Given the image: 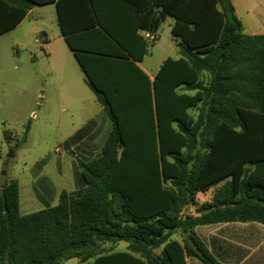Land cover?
I'll use <instances>...</instances> for the list:
<instances>
[{
  "label": "trees",
  "instance_id": "1",
  "mask_svg": "<svg viewBox=\"0 0 264 264\" xmlns=\"http://www.w3.org/2000/svg\"><path fill=\"white\" fill-rule=\"evenodd\" d=\"M50 2L110 127L95 156L76 157L82 184L55 205L20 214L18 182L3 180L0 264H186L188 254L222 264L192 228L264 225V33H243L231 0H0V34ZM166 17L179 56L151 79L137 64L152 45L140 31ZM220 182L197 215H180ZM176 229L189 242L172 239ZM118 241L127 251L104 253Z\"/></svg>",
  "mask_w": 264,
  "mask_h": 264
},
{
  "label": "rangeland",
  "instance_id": "2",
  "mask_svg": "<svg viewBox=\"0 0 264 264\" xmlns=\"http://www.w3.org/2000/svg\"><path fill=\"white\" fill-rule=\"evenodd\" d=\"M262 2L233 0L243 33L260 32L258 21L250 10ZM168 19L161 23L157 41L148 47L141 62L149 72L164 58L179 56ZM100 110V104L85 83L83 71L60 35L52 4L36 6L19 26L0 34V184L4 179L19 182L21 213L48 206L36 197L30 186L31 182H47L40 180L39 169L43 166L40 161L47 171L53 170L63 157L56 149L92 117L97 135L85 139L80 146L88 145L89 156L97 153L109 127L108 119ZM10 151L12 155H8ZM52 176L57 177L56 172ZM24 184L31 191L30 196L26 191L31 199L26 203H23ZM125 244L118 242L119 247ZM76 261L71 258L63 264Z\"/></svg>",
  "mask_w": 264,
  "mask_h": 264
},
{
  "label": "crops",
  "instance_id": "3",
  "mask_svg": "<svg viewBox=\"0 0 264 264\" xmlns=\"http://www.w3.org/2000/svg\"><path fill=\"white\" fill-rule=\"evenodd\" d=\"M231 1L233 3V0H231ZM263 3H264V0H263L262 4H255L254 8H252V10H250V11H252V14H253L255 20L258 21V25L261 29L260 32L256 33V34H263L264 33V4ZM49 4H52L55 7L54 2H50V3H46V4H35V5L31 6L27 10V13L24 16V18L36 6H38V5H49ZM234 10H235V12H237V9L235 7H234ZM24 18L15 27L19 26V24H21V22L24 20ZM168 18H169L168 22H169V25L171 28V25L173 23V19L171 17H168ZM14 28H12V29H14ZM12 29H10V30H12ZM7 31H9V30H7ZM59 32H60V30H59ZM140 33H141V31H140ZM248 33L250 35H254L250 31H248ZM155 35H156L155 41H157V39H158L157 32L155 33ZM61 37H62V35H61ZM174 42H175V38H174ZM142 61H143V58H142V60L138 61L137 64L152 79L162 61L159 63V66L157 68H155L154 70H152L151 72L146 70L141 65ZM95 100H96V98H95ZM96 102H97V100H96ZM101 110L103 112L102 106H101ZM103 114H104V112H103ZM90 120H94V122H95V118L92 117V118L88 119L86 123H88V121H90ZM108 122H109V120H108ZM85 124H83L82 126H84ZM95 124L96 123H94V125L91 127L88 134L85 137H83L76 145L72 146L70 150L63 149L61 145L58 149H56L58 153L61 152L63 154L62 155L63 157L57 161V164H55V166L53 167V170H52V168H50L47 171L46 168H44V162L40 161V164H43V166H40V169H39L40 172L42 173V178H40V180L44 179V181L46 180L47 182L37 184L36 179H35L34 182H36V183L34 184L31 182L30 186H31V188L33 187L34 191L36 192V197L39 198L40 200H42L44 203H46V205H48V206L55 205L58 202V197H59V194L62 190H65L68 192L73 191L78 186H80L82 184V179L80 176V170H79V167L76 163V157L90 158V157L95 156L99 152V150H98L96 154L89 156L90 155L89 154L90 149L87 147L88 145L84 144L83 147L80 146L81 143L84 142L85 139L89 140V139L93 138L95 135H97L98 130H96V129L94 130ZM82 126H80V127H82ZM109 127H110V122H109ZM109 127L106 131V134L109 130ZM79 128H77L76 130H78ZM73 133H71V134H73ZM106 134H105V136H106ZM105 136H104V138H105ZM104 138H103V140H104ZM103 140H102V142H103ZM99 149H100V147H99ZM53 172H56L57 177L52 176ZM221 183L222 182H220L219 184H217L215 186H212L213 189H211L212 187H210L207 191L197 192L196 196H195V203L185 205L181 209L180 215H182V216L186 215V214L197 215L198 211L196 209L203 202L210 200V197L212 195L213 190L217 186H219ZM23 187H24V189H23V194H24L23 203H26L28 199L31 201V199L29 197L31 191H30V189H27L25 184L23 185ZM19 188H20V185L18 182V201H19ZM27 190L29 191V196L26 195ZM200 196H204V198L200 199L201 198ZM51 203H52V205H49ZM19 212H20V202H19ZM20 214H26V213L20 212ZM192 229H193V232L196 234V236L199 237V239L203 242L204 246L206 247L208 252L211 254V256L215 260H217L218 262H220L222 264H264V225L258 221L215 222V223H209V224L195 225ZM171 238L179 241L181 244H183L184 240L186 242H189L187 237H186V233L182 234L180 232V230H178V229H176L172 232ZM118 242H116V243H108V242L105 243L103 245L104 250H105L104 253L110 254L113 252L127 251V247H126L127 244H125L122 247H119ZM154 251L156 253H158L160 251V247L154 249ZM76 259H77V261L74 264H83L84 263V262H80V260L78 258H76ZM184 259H185L186 264H205L202 261H200L196 256L190 255V254L186 255ZM91 260L92 259H89V261H91ZM61 264H63V261L61 262ZM124 264H133V263L128 261Z\"/></svg>",
  "mask_w": 264,
  "mask_h": 264
},
{
  "label": "built area",
  "instance_id": "4",
  "mask_svg": "<svg viewBox=\"0 0 264 264\" xmlns=\"http://www.w3.org/2000/svg\"><path fill=\"white\" fill-rule=\"evenodd\" d=\"M141 35L146 40L148 44H152L156 40V35L154 32L148 31V30H142Z\"/></svg>",
  "mask_w": 264,
  "mask_h": 264
},
{
  "label": "water",
  "instance_id": "5",
  "mask_svg": "<svg viewBox=\"0 0 264 264\" xmlns=\"http://www.w3.org/2000/svg\"><path fill=\"white\" fill-rule=\"evenodd\" d=\"M8 155H12V152L10 151ZM4 163H6V161ZM1 175H4V171L1 172Z\"/></svg>",
  "mask_w": 264,
  "mask_h": 264
}]
</instances>
